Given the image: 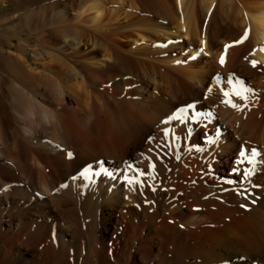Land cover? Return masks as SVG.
<instances>
[{"label": "bare ground", "instance_id": "obj_1", "mask_svg": "<svg viewBox=\"0 0 264 264\" xmlns=\"http://www.w3.org/2000/svg\"><path fill=\"white\" fill-rule=\"evenodd\" d=\"M3 36L0 264H264V0H0Z\"/></svg>", "mask_w": 264, "mask_h": 264}, {"label": "snow or ice", "instance_id": "obj_2", "mask_svg": "<svg viewBox=\"0 0 264 264\" xmlns=\"http://www.w3.org/2000/svg\"><path fill=\"white\" fill-rule=\"evenodd\" d=\"M243 39H247V32H246L245 37H244ZM241 42H243V41H238V42H236V43H241ZM220 62H221V64H223L225 61H224L223 58H221V61H220ZM255 65H256V62L254 61V62H253V66H255ZM244 91H251V89H247V88H245ZM236 94H237V95H241V93H240L239 91H237ZM228 95H229L228 93H225V96H228ZM226 102H227V103H232L231 100H228V101H226ZM232 106H233V107H236L235 104H232ZM241 155L243 156V155H245V153L242 152ZM257 155H258V153H257L255 150H253V151L251 152V156L253 157V159H254ZM249 162L252 163L253 161L250 160Z\"/></svg>", "mask_w": 264, "mask_h": 264}, {"label": "rangeland", "instance_id": "obj_3", "mask_svg": "<svg viewBox=\"0 0 264 264\" xmlns=\"http://www.w3.org/2000/svg\"><path fill=\"white\" fill-rule=\"evenodd\" d=\"M8 4H9V10H13V9H12V8H13V3H12V1L9 2ZM3 39H4V40H3ZM2 40H3V41H2ZM6 41H7L6 37L3 36V38H0V43H1L0 45H3V43L6 42ZM32 43H33L32 45H34V46L37 44V43L35 44L34 41H33Z\"/></svg>", "mask_w": 264, "mask_h": 264}]
</instances>
